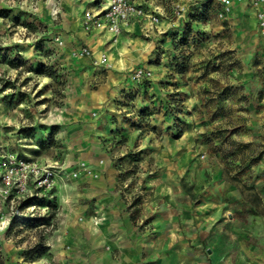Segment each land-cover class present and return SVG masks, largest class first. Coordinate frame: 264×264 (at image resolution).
<instances>
[{"label": "rangeland", "instance_id": "374dc122", "mask_svg": "<svg viewBox=\"0 0 264 264\" xmlns=\"http://www.w3.org/2000/svg\"><path fill=\"white\" fill-rule=\"evenodd\" d=\"M140 1L156 25L108 37L85 22L101 0H0V264H123L127 239L196 260L212 246L167 239L172 208L219 178L260 205L258 22L237 0Z\"/></svg>", "mask_w": 264, "mask_h": 264}, {"label": "crops", "instance_id": "0c3cea01", "mask_svg": "<svg viewBox=\"0 0 264 264\" xmlns=\"http://www.w3.org/2000/svg\"><path fill=\"white\" fill-rule=\"evenodd\" d=\"M230 14L241 27L256 30V10L247 0L232 2ZM140 28V24L132 23L121 32L135 33ZM97 30L108 37L111 35L103 28ZM259 37L257 31L256 38L261 40L260 50L264 53V39ZM117 61L120 63L119 59ZM260 85L264 87V77ZM259 195L261 203L254 208L245 194L219 178L214 189L205 193L197 207L183 205L172 208V216L164 222L167 229L172 227L173 235L167 234V239L171 237L182 245L189 242L190 237L198 243L208 240L212 246L211 254L199 255L196 260L184 257V254L178 261L168 257L160 262L148 261L138 253L139 243L127 239L122 241L125 248L123 264H264V194ZM175 227H180V231L175 232ZM92 261L97 264L99 256H92Z\"/></svg>", "mask_w": 264, "mask_h": 264}, {"label": "built area", "instance_id": "2783aa9c", "mask_svg": "<svg viewBox=\"0 0 264 264\" xmlns=\"http://www.w3.org/2000/svg\"><path fill=\"white\" fill-rule=\"evenodd\" d=\"M99 6L93 7L85 12V22L87 26L102 27L112 34L120 33L124 28L132 23H138L142 26L149 21L150 24L158 22L155 13L149 12L140 0H101ZM222 3H229L231 0H219ZM239 1V0H237ZM256 10V18L260 32L264 35V0H247ZM84 47L79 49L78 53H83ZM76 51L73 53L76 54ZM12 171V170H10ZM6 170L3 174V180L9 183L12 180L11 172Z\"/></svg>", "mask_w": 264, "mask_h": 264}, {"label": "bare ground", "instance_id": "6f19581e", "mask_svg": "<svg viewBox=\"0 0 264 264\" xmlns=\"http://www.w3.org/2000/svg\"><path fill=\"white\" fill-rule=\"evenodd\" d=\"M98 28H102V27H98ZM98 28H97V29H98ZM103 29H104V28H103ZM104 30H105V29H104ZM105 31L108 32L107 30H105ZM108 33L112 35V33H110V32H108Z\"/></svg>", "mask_w": 264, "mask_h": 264}]
</instances>
